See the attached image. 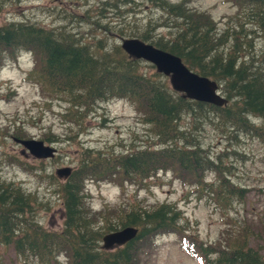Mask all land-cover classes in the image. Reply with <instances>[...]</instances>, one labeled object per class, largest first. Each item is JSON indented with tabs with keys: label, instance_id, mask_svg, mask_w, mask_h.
<instances>
[{
	"label": "trees",
	"instance_id": "trees-1",
	"mask_svg": "<svg viewBox=\"0 0 264 264\" xmlns=\"http://www.w3.org/2000/svg\"><path fill=\"white\" fill-rule=\"evenodd\" d=\"M131 1L104 0V13L118 11ZM145 1L165 13L161 25L171 28V35L156 32L152 21L143 30H121L122 35L180 56L190 69L216 80L228 102L216 106L182 97L167 76L147 72L144 60L130 57L121 44L109 47L107 40L101 41L105 37L94 49L58 28L25 20L0 22V66L17 59L19 53H29L33 63L25 78L51 96L64 94L70 104L63 115L65 122L76 117L81 126L84 115L78 111L91 112L98 100L126 99L157 138L127 151L83 148L78 167L66 178L56 175L64 179L58 185L63 214L60 229L39 225L33 193L0 180V243L12 244L18 255L32 256L40 264H57L60 254L66 264H145L141 256L151 252L153 238L175 233L183 250L199 264H264V223L249 222L246 214L236 219L231 216L233 202L244 200L247 188L231 179L230 165L224 162L227 151L213 155L198 135L208 124L222 134L220 138L237 140L238 134H245L264 142V48L259 53L252 51L256 36H251L252 28H246L250 23L264 37V0H232L242 10L240 14L246 13L237 25L222 30L210 13L191 7L190 0ZM185 114L193 116L187 129L182 122ZM17 130L16 138H28ZM51 136L42 138L51 141ZM161 171L171 172L173 179L190 186L198 200L206 195L223 210L227 229L223 228L217 240L204 242L182 231L179 222L184 214L175 203L145 206L136 202L112 220L109 214L118 209L106 206L92 211L86 205L88 179L112 182L122 189L126 183L142 188L144 180ZM209 173L214 175L211 181L206 179ZM127 225L139 229L134 239L113 250L99 245L105 233Z\"/></svg>",
	"mask_w": 264,
	"mask_h": 264
},
{
	"label": "rangeland",
	"instance_id": "rangeland-1",
	"mask_svg": "<svg viewBox=\"0 0 264 264\" xmlns=\"http://www.w3.org/2000/svg\"><path fill=\"white\" fill-rule=\"evenodd\" d=\"M104 0H4L0 10V22L31 21L46 28H58L75 35L90 47L96 49L98 40L110 46L120 44L121 30H143L149 21L156 25L155 31L165 37L172 29L161 25L166 21L161 9L151 7L149 1L133 0L130 5H120L118 11L109 9L104 13ZM110 1V0H108ZM180 1V0H171ZM112 2V0H111ZM115 2V0H114ZM191 7L211 14L222 30L226 25H237L241 15L246 13L232 0H190ZM99 14V16L97 15ZM100 17V18H99ZM244 19V18H243ZM254 38L252 51L259 53L264 48V37L251 26ZM128 33V32H127ZM258 35V36H257ZM81 43V41H78ZM242 47V46H240ZM29 53H22L17 59H9L0 66V180L20 185L36 198V220L43 228H62L63 214L58 199V185L64 182L55 174L62 166L79 165L83 148L98 149L102 152L127 151L133 147H144L157 141L149 125L136 113L126 99H111L94 102L90 112L78 111L84 115L83 125L74 120L65 122L64 113L70 104L65 96H51L39 84L26 79V72L33 60ZM147 72H156L151 63L142 61ZM221 93L223 94L222 90ZM224 95V94H223ZM225 96V95H224ZM254 121L260 123V120ZM184 128L193 122L191 114L182 116ZM21 127L20 130H17ZM23 137L43 140L57 149L54 158L36 159L29 153L23 154V147L15 140L16 132ZM79 133H76V132ZM52 134L51 141L42 138ZM199 139L213 155L227 151L224 162L230 165L231 179L247 188L245 199L234 201L231 216L235 219L246 214L249 222L264 223V142L262 139L238 134L237 140L220 138L221 133L211 125H203ZM54 177V178H53ZM208 181L214 179L209 173ZM142 188L126 183L122 189L112 182L86 180V205L92 211L104 207L118 209L109 214L112 220L123 215L132 205L140 202L154 206L163 202L175 203L182 210L184 218L179 222L182 231L198 236L200 240L215 241L226 226L220 207L206 195L198 200L190 186L173 179L171 172H159L143 181ZM225 229H227L225 227ZM154 239L151 252L141 256L145 264H199L183 250L180 236L175 233L158 235ZM102 246V239L99 241ZM113 250V249H112ZM264 255V249L262 251ZM57 264H66L63 254ZM0 264H40L34 257L18 255L12 244L0 243Z\"/></svg>",
	"mask_w": 264,
	"mask_h": 264
},
{
	"label": "water",
	"instance_id": "water-1",
	"mask_svg": "<svg viewBox=\"0 0 264 264\" xmlns=\"http://www.w3.org/2000/svg\"><path fill=\"white\" fill-rule=\"evenodd\" d=\"M122 49L133 58L143 59L155 66L157 72L167 76L173 90L181 93L182 97L207 102L216 106H223L227 99L221 94L216 80L201 75L190 69L180 56L158 48L151 43L137 37L122 38ZM23 146L21 153H29L36 159L54 158L57 149L43 140L36 138H15ZM72 172L71 166H62L55 169L59 178H66ZM138 228L132 225L110 231L102 237V248L109 250L124 245L134 239Z\"/></svg>",
	"mask_w": 264,
	"mask_h": 264
},
{
	"label": "bare ground",
	"instance_id": "bare-ground-1",
	"mask_svg": "<svg viewBox=\"0 0 264 264\" xmlns=\"http://www.w3.org/2000/svg\"><path fill=\"white\" fill-rule=\"evenodd\" d=\"M163 13V12H162ZM139 60V59H138ZM227 99V98H226ZM227 102H228V100H227Z\"/></svg>",
	"mask_w": 264,
	"mask_h": 264
}]
</instances>
